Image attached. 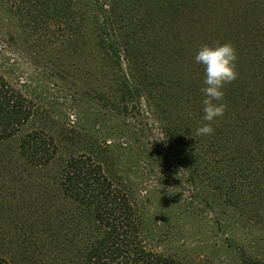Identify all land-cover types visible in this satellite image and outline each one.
<instances>
[{
	"label": "trees",
	"instance_id": "trees-1",
	"mask_svg": "<svg viewBox=\"0 0 264 264\" xmlns=\"http://www.w3.org/2000/svg\"><path fill=\"white\" fill-rule=\"evenodd\" d=\"M77 1L56 0L67 12L64 24L76 35L85 21L79 22L74 15ZM118 1L107 0L104 19L89 22V36H94L95 49L108 68L103 69L102 77L111 78L112 74L120 88L109 86L124 102L123 120L129 115L128 102L143 99L158 126V137L148 144L144 130L125 123L101 136L110 145L107 139L121 134L131 140L124 144L137 154L130 169L125 166L115 178L98 160L99 150L70 153L51 178L53 205L38 210L37 216L27 211L28 215L17 221L16 230L12 229L18 254L0 255V264H185L148 246L154 233L153 213L146 210V203L150 204L154 194L153 198L164 200L171 196L169 188L175 187L168 186L170 181L186 182L199 205L224 201L235 221L247 229L246 236L259 233V241L247 239L241 244L235 239L224 245L235 251L242 264H264V60L261 55H245L248 49H261L262 28L254 25L249 29L245 23L243 31L240 23L235 28L225 23L220 31L237 50L239 78L224 90L227 111L214 123V134L197 136L195 131L203 122L200 89L204 67L198 63L185 67L184 52L189 45L181 47L183 32L177 25L168 30L149 13L145 15L149 20L143 17L138 21L145 27L139 29L148 35V42L151 40L150 49L143 53L142 32L133 28L138 22L130 14L131 7H121ZM46 3L35 1L27 9ZM179 3L172 5V11H179ZM261 5L264 0H256L244 9L245 15ZM27 13L32 16L31 10ZM32 19L31 29L38 21L49 20L45 13ZM7 39L20 41L13 34ZM136 56L143 58V63H138ZM142 80L143 84L149 81L145 90L140 88ZM241 114L244 116H238ZM34 115L35 103L0 74V140L17 136ZM20 152L28 165L42 172L57 161L61 149L53 137L35 130L23 136ZM228 260L232 262L230 257Z\"/></svg>",
	"mask_w": 264,
	"mask_h": 264
},
{
	"label": "rangeland",
	"instance_id": "rangeland-1",
	"mask_svg": "<svg viewBox=\"0 0 264 264\" xmlns=\"http://www.w3.org/2000/svg\"><path fill=\"white\" fill-rule=\"evenodd\" d=\"M35 1L41 0H0V74L35 103V115L21 133L14 138L0 140V255L8 257L18 250L13 241L17 221L23 220L28 215L27 211L31 215L37 213V216L38 210L42 212L53 205L51 178L70 153H97L99 150L103 154L97 155L98 160L105 163L115 178V174L123 171L125 166L128 168L135 163L137 154L124 144L132 143L131 140L121 134L108 138L110 145L101 136L109 130L116 131L120 123L144 130V142L148 144L155 142L154 136L159 134L143 99L128 102L129 115L123 120L124 102L115 89L111 91L109 88L114 85L113 88L120 89L117 81L112 74L106 79L101 75L103 69L108 68L106 65L104 68L102 55L95 49L94 36H89V22L96 21V18L104 19L107 0L77 1L78 11L74 15L79 22L85 18L77 35L64 24L67 12L56 0H44L47 1L45 7L31 8L30 16L27 8L34 6ZM178 2L179 11H172V5ZM254 2L256 0H119L118 5L131 7L130 14L135 22L149 13L156 21L164 23L168 30L177 25L183 32L181 47L185 48V43L189 45V50L184 52V65L192 64L194 67L197 65L195 57L204 45L214 47L227 43L225 34L220 33L225 23L234 28L240 23L243 31L245 23L249 29L255 25L261 27L264 34V11H260L264 6L245 15L244 9ZM41 13L47 14L48 22L37 20L36 30L31 29L32 18ZM146 19L149 20L148 17ZM58 20L63 23L59 25ZM141 24L138 22L133 28L137 26L142 32L139 37L144 41V53L150 49L151 40L148 42L149 37L141 30L145 29ZM11 34L19 37L20 41L7 39ZM261 38V49L256 52L248 49L245 55H261L264 60V35ZM135 59L143 63L140 56ZM183 70L188 71L184 67ZM117 71L121 76L119 69ZM190 76L197 80L194 73ZM140 83V88L145 90L143 87L149 81ZM104 95L111 101L104 100ZM35 130L53 137L61 149L57 161L42 172L28 165L20 152L23 136ZM167 184L175 187V190L169 188L174 191L171 196L164 200L153 198L154 194L150 204L146 203V210L153 213L151 228L154 233L148 246L185 264H242L235 251L228 250L224 242L230 243L235 239L241 244L247 239L259 241V233L246 236L247 229L235 221L229 211L231 208L224 201L211 206L199 205L195 191L186 182L170 181ZM155 211L157 213L154 214ZM9 250L14 252L8 253Z\"/></svg>",
	"mask_w": 264,
	"mask_h": 264
},
{
	"label": "clouds",
	"instance_id": "clouds-1",
	"mask_svg": "<svg viewBox=\"0 0 264 264\" xmlns=\"http://www.w3.org/2000/svg\"><path fill=\"white\" fill-rule=\"evenodd\" d=\"M196 63L205 69L202 94L203 117L202 124L196 129L197 136H211L214 134V123L223 117L227 105L223 102L225 88L239 78L237 70L238 54L231 43L204 45L195 57Z\"/></svg>",
	"mask_w": 264,
	"mask_h": 264
}]
</instances>
